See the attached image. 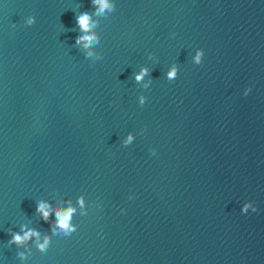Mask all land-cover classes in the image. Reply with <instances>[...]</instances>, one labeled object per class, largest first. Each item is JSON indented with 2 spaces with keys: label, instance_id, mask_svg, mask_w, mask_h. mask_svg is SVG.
Masks as SVG:
<instances>
[{
  "label": "water",
  "instance_id": "1",
  "mask_svg": "<svg viewBox=\"0 0 264 264\" xmlns=\"http://www.w3.org/2000/svg\"><path fill=\"white\" fill-rule=\"evenodd\" d=\"M107 3L0 0V264H264V0Z\"/></svg>",
  "mask_w": 264,
  "mask_h": 264
},
{
  "label": "clouds",
  "instance_id": "2",
  "mask_svg": "<svg viewBox=\"0 0 264 264\" xmlns=\"http://www.w3.org/2000/svg\"><path fill=\"white\" fill-rule=\"evenodd\" d=\"M93 3L98 4L100 10H103L105 8H109L110 10H114L111 8L110 5H108L107 0H93ZM89 21H90V16H89L87 11H82L78 16H76V24L79 26L81 31L83 33H85L84 35L77 37V43L78 44L81 41H86L88 43H91L93 40L96 39L94 35L88 33ZM34 22H35L34 17L29 18L27 21V23L29 25H33ZM172 35H174V33ZM202 53H203V50L201 49V51L197 52L196 57L194 58L198 65L201 63V54ZM89 54H91V53H89ZM146 73H147V69L142 68L140 73L136 75L135 79L137 81L141 80L142 77ZM168 77L170 80L176 79V68L175 67H173L171 69V71L168 73ZM250 90H251L250 87L245 88L244 89V95H247L250 92ZM144 103H145V98L141 97V99H140L141 106H143ZM131 140H132V137L128 136L127 140H125L124 143L128 144ZM150 154L155 155L156 154L155 150L151 149ZM129 199H133V197L130 196ZM49 207L50 206L44 202H38V204H37V211L41 213V215L44 219H47V217L49 215ZM250 207H251V211H253V212L257 211L255 206L245 204L243 206V208L241 209V212L247 213L248 209ZM73 211H74V209H72V208H68L66 210H57L55 212V215L57 217L56 225L61 229L69 230L70 229L69 220L71 218V214ZM121 211L123 212L124 210L122 209ZM33 235H38V233L29 230L28 232H25L23 236L16 234V235H13L11 242L19 244V243H22L23 241L27 240L30 236H33ZM47 242H48L47 237H45L43 242H38V247L43 251L47 246Z\"/></svg>",
  "mask_w": 264,
  "mask_h": 264
}]
</instances>
